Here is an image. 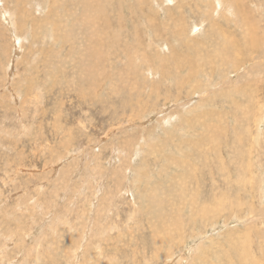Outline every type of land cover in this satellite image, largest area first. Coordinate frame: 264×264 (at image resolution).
Here are the masks:
<instances>
[{"label": "rangeland", "instance_id": "1", "mask_svg": "<svg viewBox=\"0 0 264 264\" xmlns=\"http://www.w3.org/2000/svg\"><path fill=\"white\" fill-rule=\"evenodd\" d=\"M0 264H264V0H0Z\"/></svg>", "mask_w": 264, "mask_h": 264}, {"label": "bare ground", "instance_id": "2", "mask_svg": "<svg viewBox=\"0 0 264 264\" xmlns=\"http://www.w3.org/2000/svg\"><path fill=\"white\" fill-rule=\"evenodd\" d=\"M85 3V2H84ZM254 45H253V49H254V51H256V46H255V43H253ZM208 136V135H207Z\"/></svg>", "mask_w": 264, "mask_h": 264}]
</instances>
